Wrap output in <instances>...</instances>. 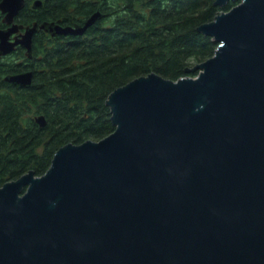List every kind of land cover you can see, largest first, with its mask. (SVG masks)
I'll use <instances>...</instances> for the list:
<instances>
[{
  "label": "water",
  "instance_id": "water-1",
  "mask_svg": "<svg viewBox=\"0 0 264 264\" xmlns=\"http://www.w3.org/2000/svg\"><path fill=\"white\" fill-rule=\"evenodd\" d=\"M26 1L0 0V58L19 45L33 57L40 27L84 35L104 16L19 24ZM198 31L218 41L185 69L198 75L118 86L106 100L114 131L70 140L44 173L0 186V264H264V0H240ZM33 74L4 79L26 87Z\"/></svg>",
  "mask_w": 264,
  "mask_h": 264
},
{
  "label": "trees",
  "instance_id": "trees-1",
  "mask_svg": "<svg viewBox=\"0 0 264 264\" xmlns=\"http://www.w3.org/2000/svg\"><path fill=\"white\" fill-rule=\"evenodd\" d=\"M27 0L19 24H81L102 10L86 34L53 35L39 28L33 57L20 45L0 58V186L34 168L44 173L70 140L102 138L116 129L107 97L118 86L153 71L178 80L185 69L216 53L218 41L200 33L226 6L216 0ZM0 10V28L6 26ZM33 70V83L5 75ZM44 114L48 124L37 122Z\"/></svg>",
  "mask_w": 264,
  "mask_h": 264
},
{
  "label": "flooded vegetation",
  "instance_id": "flooded-vegetation-1",
  "mask_svg": "<svg viewBox=\"0 0 264 264\" xmlns=\"http://www.w3.org/2000/svg\"><path fill=\"white\" fill-rule=\"evenodd\" d=\"M47 32H48V31H47ZM49 32H51V31H49ZM49 32H48V33H49ZM51 33H52V32H51ZM52 34H53V33H52ZM7 55H8V54H7ZM7 55H3V56H7ZM3 56H2V57H3Z\"/></svg>",
  "mask_w": 264,
  "mask_h": 264
}]
</instances>
